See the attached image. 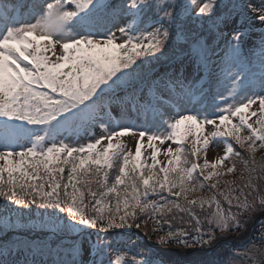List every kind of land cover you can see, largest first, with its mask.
<instances>
[{
    "label": "snow or ice",
    "instance_id": "obj_1",
    "mask_svg": "<svg viewBox=\"0 0 264 264\" xmlns=\"http://www.w3.org/2000/svg\"><path fill=\"white\" fill-rule=\"evenodd\" d=\"M262 149L264 0H0V264H264Z\"/></svg>",
    "mask_w": 264,
    "mask_h": 264
},
{
    "label": "trees",
    "instance_id": "obj_2",
    "mask_svg": "<svg viewBox=\"0 0 264 264\" xmlns=\"http://www.w3.org/2000/svg\"><path fill=\"white\" fill-rule=\"evenodd\" d=\"M262 158H264V149L259 150L256 154L257 161H260ZM240 175H241V167L238 165L237 171L235 173V177L229 175L224 177L223 179L233 180L234 178H239ZM137 231L143 233V225L141 226V229ZM217 235L220 234L217 233ZM157 237H158L157 235L153 236L152 234L151 241H148V237L145 236L144 242L149 244V246H151L156 253L158 252L157 254H159L160 256L158 258L162 260L165 264H194V262L196 261L211 259L215 255V253L213 252L211 255L205 256L204 253L201 252L199 248L185 250L173 244L160 245L158 243H154L157 240Z\"/></svg>",
    "mask_w": 264,
    "mask_h": 264
},
{
    "label": "rangeland",
    "instance_id": "obj_3",
    "mask_svg": "<svg viewBox=\"0 0 264 264\" xmlns=\"http://www.w3.org/2000/svg\"><path fill=\"white\" fill-rule=\"evenodd\" d=\"M126 141L128 142V146L134 150V146H135V145H134V141L131 139V137H128ZM221 147H222V146H221ZM236 148H237V150H239V151H243V150L239 149V146H236ZM245 154H247V153H245ZM213 155H215L214 152H209V154H208V156H209L210 159L212 158ZM160 159L163 161V160L166 159V158L163 157V156H161ZM160 234H161V233L153 234V236H156V235L158 236V235H160Z\"/></svg>",
    "mask_w": 264,
    "mask_h": 264
}]
</instances>
